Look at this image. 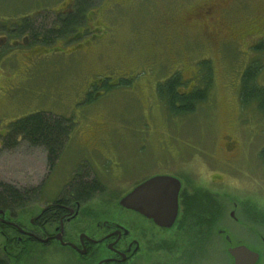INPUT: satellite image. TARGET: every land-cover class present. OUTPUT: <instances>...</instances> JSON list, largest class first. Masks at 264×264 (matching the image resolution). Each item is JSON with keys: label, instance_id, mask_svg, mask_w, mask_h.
<instances>
[{"label": "rangeland", "instance_id": "rangeland-1", "mask_svg": "<svg viewBox=\"0 0 264 264\" xmlns=\"http://www.w3.org/2000/svg\"><path fill=\"white\" fill-rule=\"evenodd\" d=\"M73 3L0 0V180L43 188L34 205L27 202L15 211L16 223L27 227L44 197L66 180L78 157L75 145L91 144L99 129L117 157L137 164L143 159L147 171L186 167L218 172L228 159L225 145L232 141L239 151L231 163L235 167L227 170L259 169L254 155L264 148V116L255 102L243 106L240 89L253 60L261 67L256 81L264 86V0H98L83 25L50 43L32 42L13 29L24 17L52 26L56 13L64 15ZM204 3L216 5L213 19L186 27L164 23L166 16H180ZM203 60L213 70L208 100L194 112H173L158 91L160 83L180 72L186 84L182 91L190 89L201 80ZM36 111L73 122L54 173L43 147L21 141L3 148L1 137L10 124ZM213 160L215 166L208 165ZM4 244L0 235V255L10 264H71L52 246L29 249L20 243L4 250Z\"/></svg>", "mask_w": 264, "mask_h": 264}, {"label": "flooded vegetation", "instance_id": "flooded-vegetation-1", "mask_svg": "<svg viewBox=\"0 0 264 264\" xmlns=\"http://www.w3.org/2000/svg\"><path fill=\"white\" fill-rule=\"evenodd\" d=\"M215 9V4L204 3L180 16H166L164 23L190 26L204 17L213 19ZM223 25L221 21L217 24L219 31ZM15 26L13 29H19L21 22ZM102 132L98 130L99 138L91 144L83 140L75 145L78 157L70 163L66 180L51 196L44 197L27 227L14 221L16 209L0 205L4 250L20 243L29 249L52 246L62 250L71 264H264L263 149L254 155L260 161L258 170H227L235 167L231 163L239 151L232 141L225 145L228 159L224 165L220 163L218 172H195L186 167L147 171L143 159L137 164L117 157ZM61 155L49 165L51 173L62 164ZM246 161L254 168L250 157ZM209 163L216 164L215 160ZM155 176L178 179L177 204L175 187L163 188L159 198L144 190L139 209L121 203ZM51 180L49 175L46 181ZM42 189L35 196L32 192L30 204L42 198ZM148 196L161 201L148 203Z\"/></svg>", "mask_w": 264, "mask_h": 264}, {"label": "trees", "instance_id": "trees-1", "mask_svg": "<svg viewBox=\"0 0 264 264\" xmlns=\"http://www.w3.org/2000/svg\"><path fill=\"white\" fill-rule=\"evenodd\" d=\"M98 0H74L70 11L56 13L52 26L45 23L35 24L30 18H23L18 33L29 35L32 42L50 43L57 37H66L87 19L89 9L96 5ZM45 27V28H44ZM47 27V28H46ZM42 29V30H41ZM42 31V32H41ZM15 34V32H12ZM201 64V80L188 89L180 72L174 73L165 82L160 83L158 91L166 100L173 112H194L198 106L206 102L212 85L213 70L209 60ZM259 61L253 60L243 73L240 89V101L243 106L256 103L257 109L264 116V86L256 81L260 69ZM73 122L63 116L54 115L45 111H36L18 118L10 124L9 130L1 137L3 148H15L21 141L29 145L43 147L46 150L48 164L53 166L59 159L63 148L67 144ZM264 156V148L261 152ZM39 187H19L13 183L0 180V205L15 211L27 204L32 192L34 196ZM27 247V245H24ZM0 264H10L5 256L0 255Z\"/></svg>", "mask_w": 264, "mask_h": 264}, {"label": "water", "instance_id": "water-1", "mask_svg": "<svg viewBox=\"0 0 264 264\" xmlns=\"http://www.w3.org/2000/svg\"><path fill=\"white\" fill-rule=\"evenodd\" d=\"M167 187H175L174 191V202L177 204V195L178 188L180 187V182L178 179L170 177V176H155L153 178L148 179L144 183L140 184L136 189H134L131 193L122 198L121 203L126 206H132L135 209H139V204L143 201H140V194L144 190H148L149 194H154V197L162 196V189ZM155 190V191H153ZM149 198V196H148ZM161 200H151L150 198L147 200L148 203H155ZM3 212L0 210V213Z\"/></svg>", "mask_w": 264, "mask_h": 264}]
</instances>
